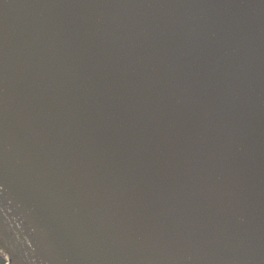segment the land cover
I'll use <instances>...</instances> for the list:
<instances>
[{"label": "water", "instance_id": "1", "mask_svg": "<svg viewBox=\"0 0 264 264\" xmlns=\"http://www.w3.org/2000/svg\"><path fill=\"white\" fill-rule=\"evenodd\" d=\"M10 264H264V0H0Z\"/></svg>", "mask_w": 264, "mask_h": 264}, {"label": "flooded vegetation", "instance_id": "2", "mask_svg": "<svg viewBox=\"0 0 264 264\" xmlns=\"http://www.w3.org/2000/svg\"><path fill=\"white\" fill-rule=\"evenodd\" d=\"M0 264H5V260L1 256H0Z\"/></svg>", "mask_w": 264, "mask_h": 264}]
</instances>
